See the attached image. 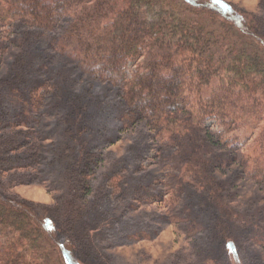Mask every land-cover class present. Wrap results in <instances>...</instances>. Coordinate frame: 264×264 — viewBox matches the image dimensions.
Segmentation results:
<instances>
[{
	"label": "trees",
	"instance_id": "16d2710c",
	"mask_svg": "<svg viewBox=\"0 0 264 264\" xmlns=\"http://www.w3.org/2000/svg\"><path fill=\"white\" fill-rule=\"evenodd\" d=\"M261 22L224 0H0V26L10 27L15 36L0 37V204L7 221L0 222V264H82L105 250L101 231L112 240L135 229L126 235L133 241L151 238L145 220L124 218L115 207L132 196L159 203L162 197L152 186L133 179L112 198L111 187L106 192L102 183L88 199L101 154L87 140L101 134L102 119L111 134L121 124L130 127L135 118L153 132L145 140H156L169 152L167 162L173 156L187 158L188 182L193 180L214 207L209 234L193 254L178 253L169 264H264L248 252L264 246L262 219L252 214L242 223L246 217L228 207L225 185L213 175L221 162L205 160V147L198 145L200 130L214 121L224 130L222 144L218 136L215 142L237 155L244 175L264 186ZM117 29L124 32L117 35ZM129 64L134 65L131 76ZM95 81L101 85L93 90ZM64 85L69 92H63ZM103 85L106 91L112 86L113 97L103 94ZM46 88L64 116L49 132V147L35 141L40 92ZM108 98L115 101L110 106ZM120 108V116H114ZM206 140L213 143L208 135ZM176 146L178 152L171 153ZM136 149L129 158L140 159ZM126 162L127 157L111 165L105 181L121 166L138 171L135 161L133 167ZM30 168L52 185L64 186L54 205L3 194L4 186L35 180L38 173L20 171ZM163 202L174 207V199L163 197ZM106 218L111 225H99ZM188 224L195 235L205 230L197 219ZM45 236L59 253L45 251ZM221 243L227 256L212 257Z\"/></svg>",
	"mask_w": 264,
	"mask_h": 264
},
{
	"label": "rangeland",
	"instance_id": "374dc122",
	"mask_svg": "<svg viewBox=\"0 0 264 264\" xmlns=\"http://www.w3.org/2000/svg\"><path fill=\"white\" fill-rule=\"evenodd\" d=\"M224 1H227L240 10L242 14H249L255 16L257 19H263V22L261 23H264V0ZM123 32L124 29H117L115 33L120 35ZM0 37H9V39L10 37L11 39L15 38L14 33L8 26H0ZM0 41L2 40L0 39ZM5 47L11 49V42H6ZM4 65L5 64H2L1 68L5 67ZM163 66L166 65L163 64L161 67ZM133 71L134 65L129 64L127 69L128 76H131ZM0 72H2V69ZM82 79L84 81L85 77H82ZM91 84L93 90L101 85L96 81ZM103 86V90H105L106 85ZM69 88L70 86L68 85L62 86V89L64 90L63 92L65 93L69 92ZM46 89H43L40 92V94L44 95V99L39 117L40 123L35 128L36 135L38 136L35 141H40L43 147H49L48 144L53 140L51 137L52 134L49 132H53V129L57 127V120H64V116L61 114V111H59L62 109L61 104H54L55 101L53 102L52 100L54 92L47 93L50 90H48V88ZM112 91L113 88L110 85L107 91H103V94L111 96L113 95ZM103 94L101 96L107 98V96H104ZM107 102V106H110L115 101H109L108 98ZM120 110L121 108L118 111H114V116L119 117ZM115 113L117 115H115ZM99 115L101 114L99 113ZM99 115L96 114V119ZM68 121L74 122V118L72 117ZM101 121V134L103 133V135H94L92 140H87L89 144H93L94 151L101 154V159L95 170L92 172L95 174L96 178L94 180V187L91 194L88 196V199H91L97 187L102 183H104L102 189L106 192H110L108 186L111 187V190L113 191L112 198L119 197V189H121L122 184H126L127 181L133 179H140L142 184H145L148 187L152 186L156 192L161 195L162 199L159 203H144L134 196L130 198L123 197L121 203H119L120 207L116 205L115 213H121L124 218H131L136 223H138L140 218L145 220L147 225L151 226V238L133 241L127 236L131 232L137 230L135 229L124 234L125 236H122L119 240L114 238V240H112V238L108 236L109 234L102 233L101 231L102 235L100 239H102V242L99 243L105 247V250L99 255V257H97V259H83L82 264H169L170 260H173L178 253H183V255L185 253L193 254L195 251V244H197V242H202L200 238L209 234L208 227L210 226L213 228L215 222H212L211 220L214 207H211V203L203 193L204 191L196 188L193 180H191L192 182H188L190 179L185 175V173H187L185 167L187 165V158L178 155L177 157L173 156L170 159V162H167L169 152L167 153V150H163V146H161L156 140H145L146 137L153 132L144 129L142 122L136 118L132 121L130 127L126 125L122 126L121 124V128L111 134L108 128V121H104V119ZM62 122L63 121L60 122L59 127L64 125ZM207 126V130H200L199 140L201 142L199 141L198 145L201 144L205 147L202 151L205 153L203 154L205 160H212L216 163H218L219 160V162H221L220 166L214 167L213 175L225 185V195L229 196V198H227L228 207L236 210L241 215L239 217H246L245 219H242V223L246 221L249 215L256 214L257 218L262 219L264 226V186L244 175L241 171L237 155L233 154L232 156L228 154L226 148H222L215 142L217 141L216 137L218 136L220 137V144H222V141H224V130L212 120L207 123ZM20 129H23V127H20ZM39 130L44 133L41 134ZM206 135L212 140V144L206 140ZM135 148H137L135 152L137 154L140 153V159L143 157L142 160L129 158V154H133V149ZM153 148L155 150H153ZM176 149L178 152L177 146L175 148H170V152L174 153L176 152ZM126 157L129 159V162H126V164L133 167L131 162L135 161L134 164L137 165L138 171L134 172L135 170L133 169L128 171L124 169V166H121L115 178L105 181L104 175L109 167L117 164L118 160L122 161V159ZM20 171L33 174L35 172L38 173V175L35 180L27 184L4 186L3 194L5 196H10L37 205L55 204L57 196L63 191V185H55V187L52 185L53 181L49 177L46 178L45 174L39 176V172L38 170L36 171L35 168H30V170L22 169ZM93 178V176H90L92 181ZM163 197L166 198V201L174 199V207L171 208L167 206L168 204L165 205ZM132 202H141V204L137 207H132ZM3 213V208L0 204V222L4 224L6 218ZM186 219L189 220L188 223H190L191 220L194 221L197 219L205 230L201 231L199 235H195L193 230L188 229L189 224L185 222ZM106 221H108V218H106L105 222L100 221L101 223H99V225L105 223V225L107 224L110 226L111 223ZM250 229L252 228L250 227ZM46 237L47 236L42 237V245L45 246V251L56 249V253H59V249L57 250L53 241L50 238L47 240ZM262 237L264 238V236H261L260 238ZM224 248L225 245L222 244L218 250L214 249L213 252L211 250L212 257H220L222 254L226 257L227 251L225 249V253ZM248 252L254 256H260L264 260V246L259 245L258 247L250 248Z\"/></svg>",
	"mask_w": 264,
	"mask_h": 264
}]
</instances>
